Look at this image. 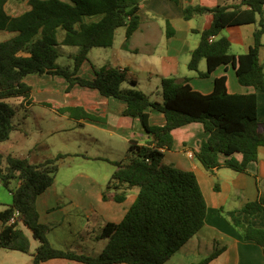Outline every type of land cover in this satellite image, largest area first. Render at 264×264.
Listing matches in <instances>:
<instances>
[{
  "label": "trees",
  "instance_id": "16d2710c",
  "mask_svg": "<svg viewBox=\"0 0 264 264\" xmlns=\"http://www.w3.org/2000/svg\"><path fill=\"white\" fill-rule=\"evenodd\" d=\"M7 2L0 0V30L14 35L0 42V142L8 140L15 129L18 109L6 100L22 98L28 102L32 87L26 78L45 73L64 76L69 82L67 92L78 84L97 89L106 97L126 101L124 114L139 118L152 139L142 145L133 141L126 160L115 163L117 169L106 185L104 198L123 202L128 191L135 187L138 194L121 222L104 226L100 237L107 238L108 243L95 256L55 247L49 240L52 225L40 221L37 199L54 183L61 162L72 154L58 153L41 163L8 155L4 165L0 153V180L12 194V203L0 211V250L31 252V241L19 228L23 224L39 242L32 254L34 264L51 259L85 264H166L204 227L208 211L196 173L165 161V151L174 145L173 130L192 122L202 123L209 137L194 156L204 168L213 171L227 167L245 173L249 163L258 159L259 147L264 146V123L258 118L257 94L229 93L226 76L216 78L214 89L208 94L193 89L188 78L163 77L160 102L137 88L138 81L129 68L110 65L96 72L93 78L81 76L79 70L89 60L93 48L112 46L119 28H126L127 42L139 29L142 0H27L30 8L16 16L5 10ZM203 14L212 15L213 21L210 28L201 32L189 68L209 77L218 66L232 63L242 85L264 91V65L260 61L264 0H240L215 6L184 5L186 20ZM248 23L256 24V28L254 43L247 53L235 56L227 37L214 39L228 26ZM59 30L65 32L62 41L58 39ZM166 34L168 37L174 34L169 20H166ZM60 46L78 48L71 56V64L58 63ZM203 60L207 69L200 72ZM125 82L132 87L124 88ZM150 107L164 113V125L151 124ZM83 116L96 119L85 111ZM236 153L242 154V160L235 157ZM220 154L227 156L224 162L220 161ZM12 181L18 182L14 189L10 187ZM240 211L260 217L264 212V192ZM238 212L232 210L226 215L244 240L256 242L264 251V227L245 223ZM220 252L216 250L193 264H211Z\"/></svg>",
  "mask_w": 264,
  "mask_h": 264
},
{
  "label": "crops",
  "instance_id": "0c3cea01",
  "mask_svg": "<svg viewBox=\"0 0 264 264\" xmlns=\"http://www.w3.org/2000/svg\"><path fill=\"white\" fill-rule=\"evenodd\" d=\"M239 1L180 0V3H176L173 0H142L139 11L141 25L129 41L126 40V28L123 27L124 32L117 43V29L113 45L104 47L109 49L105 50L107 54L94 58L93 48L89 53V60L81 66L79 74L93 78L96 72L110 65L129 68L130 74L138 81L137 88L160 102L163 100V77H175L179 80L188 78L193 89L208 94L214 89L215 79L226 76L229 93L257 94L258 118L264 123V91L242 85L232 63L218 66L209 77L200 76L198 71L190 69L188 65L192 51L201 40V32L210 28L213 16L196 15L186 20L183 15L184 5L215 6ZM29 8L27 0H8L5 5L7 13L14 16ZM145 12L148 15H145ZM158 19L164 20L165 23L169 20L174 34L168 37ZM255 28L254 23L228 26L214 39L227 37L231 41V53L239 56L247 53L253 45ZM5 32L9 33L6 39L14 35L9 31ZM64 37L65 32L59 30V41ZM75 52H65L67 64L72 63L71 56ZM142 57L150 65L147 72L156 73L155 77L151 75L148 78L147 91L143 89L136 74ZM260 61L264 65V37ZM206 69L207 63L203 60L199 71L204 72ZM26 81L32 87L30 100L25 102L18 98L17 102L13 103L18 106L14 118L15 129L8 140L0 142V153L4 159L12 155L28 158L31 163H41L49 159L40 156L41 149L54 147V137L75 130L76 136L72 138V146L65 145L56 149L58 153L72 154L64 163L69 170L58 177L59 169L54 183L39 195L37 207L40 221L53 227L49 240L55 247L89 256L98 255L108 243L107 238L100 237L104 226L109 222H121L138 194V188L135 187L128 191V196L123 202L104 198L106 185L117 169L115 163L126 160L133 141L141 145L146 144L152 136L144 129L139 118L124 114L127 102L122 99L106 97L97 89L78 84L67 92L69 82L62 75L34 74L29 75ZM123 87L132 86L125 82ZM84 111L94 115L96 119L84 117ZM148 111L152 125L166 123L164 113L152 107ZM173 137L174 145L171 150L165 151V161L196 173L208 211L204 227L168 261H171V264L198 263L220 250V254L211 264H264V251L261 246L254 241L244 240L226 215L228 211L239 210L238 214L245 223L264 227V212L260 217H250L240 211L247 202L256 200L264 192V146L259 147L258 159L249 163L245 173L227 167L208 171L194 156L200 144L209 137L202 123L192 122L178 127L173 130ZM46 138L50 142L44 143ZM190 152L193 156H190ZM235 157L242 160L241 153H236ZM226 158L227 156L220 154L221 162ZM238 199V207H228L230 201ZM38 246L31 249L30 253L19 256L16 261L13 252H10L12 250L1 249L0 255L2 250H7L4 257L8 258L11 264H34L32 254ZM42 264L85 263L69 259H51Z\"/></svg>",
  "mask_w": 264,
  "mask_h": 264
},
{
  "label": "rangeland",
  "instance_id": "374dc122",
  "mask_svg": "<svg viewBox=\"0 0 264 264\" xmlns=\"http://www.w3.org/2000/svg\"><path fill=\"white\" fill-rule=\"evenodd\" d=\"M144 14L146 15L147 12H145ZM142 15H143V12H142ZM158 22L161 23L163 25L164 29L166 30L165 21L162 19H158ZM123 30H124L123 27L119 28V31H118L117 36H116L117 37V39H116L117 43L121 39V34L124 32ZM5 31L6 30H0V42L3 41L4 39H6L8 36L7 34H9V33H6ZM60 35H62V33H60ZM77 50H78V48L76 46H60L59 51H60L61 55L59 56V58L57 60L58 63L60 65H67L68 58L65 55V52H75ZM105 50H109V49H105L104 47L94 48L93 53H92V57L95 58L97 56H100V57L105 56L107 54V51H105ZM149 67H150L149 63H147V61H145V59H143V57H142L141 66L137 69V72H136L138 79L142 82L143 89H145L146 91H147V89H149L148 83H147L148 78H150L151 75H152V77L156 76V73L150 74L147 72V69ZM154 97L155 98L157 97L156 94H154ZM17 100H18V98H10V99H7L6 101L10 104H13V103L17 102ZM74 136H76L75 130H69L67 132H64L62 134L57 135L56 137L53 138V140H55V142H56V143H54L55 148L49 147V148L41 149L40 156H46L48 158H52L55 155H57L58 152H56V151H58V150H56V149H58L59 147H63L65 145H69L71 147L72 146L71 145L72 138ZM47 142H50V140L48 138H46L44 140V143H47ZM41 143L43 144V142H41ZM64 163H65V161H62L60 164V168H59L60 172H59L58 177H61L62 175L67 173L69 170V168L65 167L66 165ZM6 164H7V161H6V159H4V165H6ZM16 185H17V182L12 181L10 187L12 189H14L16 187ZM11 203H12V194L6 187H4V185L2 184V182L0 180V211H3L4 209H6L8 207V205ZM238 205H239V199L234 200L233 202L230 201L228 204V207H230V208L231 207H238ZM19 228H21L24 231V233L29 237V239L31 241V249H35L36 245H39V242L33 237L32 231L28 227L24 226L23 224H20ZM6 251L7 250H2L3 253H2V255H0V264H11L10 260L8 258L4 257L5 256L4 252H6ZM10 252H13L14 260L18 259L19 256L26 254V253H23L20 251H10ZM24 256H26V255H24ZM167 264H171V261H167Z\"/></svg>",
  "mask_w": 264,
  "mask_h": 264
},
{
  "label": "built area",
  "instance_id": "2783aa9c",
  "mask_svg": "<svg viewBox=\"0 0 264 264\" xmlns=\"http://www.w3.org/2000/svg\"><path fill=\"white\" fill-rule=\"evenodd\" d=\"M211 39H213V37H212ZM190 156H193V153L190 152ZM18 214H19V213L17 212V215H18ZM14 220H15V219H13L12 221L14 222Z\"/></svg>",
  "mask_w": 264,
  "mask_h": 264
}]
</instances>
